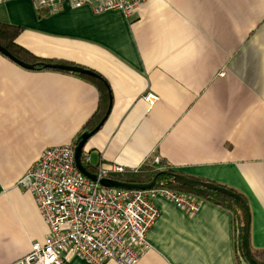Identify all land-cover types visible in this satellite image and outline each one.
Segmentation results:
<instances>
[{"label":"crops","instance_id":"1","mask_svg":"<svg viewBox=\"0 0 264 264\" xmlns=\"http://www.w3.org/2000/svg\"><path fill=\"white\" fill-rule=\"evenodd\" d=\"M0 21L21 27L16 42L31 54L107 81L105 120L83 151L90 167L137 170L158 157L231 188L249 204L251 250H264V0H149L130 17L68 3L46 15L32 0H3ZM55 69L26 68L0 52V264L48 234L20 178L45 148L76 142L101 110L94 83ZM149 92L158 96L152 106ZM154 201L160 213L138 264H249L231 209L203 199L190 214Z\"/></svg>","mask_w":264,"mask_h":264},{"label":"built area","instance_id":"2","mask_svg":"<svg viewBox=\"0 0 264 264\" xmlns=\"http://www.w3.org/2000/svg\"><path fill=\"white\" fill-rule=\"evenodd\" d=\"M147 1L32 0L37 12L46 15L61 11L68 3L72 7L89 5L95 12L120 10L128 17ZM145 100L152 106L158 96L149 92ZM84 157L89 164L90 155L84 152ZM127 171L126 166L114 164L110 171L99 168L93 172L100 179L111 177L108 173ZM18 183L34 193L48 234L44 241L33 242L30 252L11 264H64L74 256L89 264L109 260L138 264L150 248L148 233L160 213L154 201L157 197L167 198L190 214L196 213L203 202L196 194L167 187L138 190L102 186L78 169L75 142L45 148Z\"/></svg>","mask_w":264,"mask_h":264},{"label":"trees","instance_id":"3","mask_svg":"<svg viewBox=\"0 0 264 264\" xmlns=\"http://www.w3.org/2000/svg\"><path fill=\"white\" fill-rule=\"evenodd\" d=\"M20 30H21V27L19 26L0 21V45L6 48L8 51H10L14 56L19 58L20 60H23L27 63L34 64L35 69H52L47 66V64H50L51 61L39 58L31 54L28 50H26L25 48H23L16 42V39H17V36L19 35ZM55 70H58V69H55ZM91 71L93 72V74L68 71V72H72L77 75H80L86 78L87 80L91 81L92 83H94L98 87L100 91V95H101V100H100V105H99V110L100 108L101 110L99 112L97 110V112L91 117L89 122H87L83 132L86 130H92L98 124H100V122L102 121V119L104 118L106 114V108L108 106L109 97H110V89H109V86L105 78H103V76L99 74L98 72H95L93 70ZM82 160H83V163L91 171H96L95 169L90 167L88 163L85 162L84 152L82 154ZM160 161L161 162L158 164L154 163V161L148 164H144L137 170H128L127 172L122 173V174L108 173V175L118 180H122L125 182H134V183L149 182L156 175H158V185H157L158 187H167V188H171V189L178 190V191H184V192L196 194L203 199L209 200L215 204L231 209L235 213V216L237 217V219L239 220L240 249L242 251V255L244 256V251L242 248L243 227H244V223L246 219L244 205L239 200L233 197H230L222 192L210 190L204 187L186 186V185H182V184L175 182L174 175L176 173H181V172L171 168L166 161L161 160V159ZM252 254L255 260L264 264V250L252 251Z\"/></svg>","mask_w":264,"mask_h":264},{"label":"water","instance_id":"4","mask_svg":"<svg viewBox=\"0 0 264 264\" xmlns=\"http://www.w3.org/2000/svg\"><path fill=\"white\" fill-rule=\"evenodd\" d=\"M0 52L17 62L18 64L26 67V68H34V64L27 63L23 60H20L16 56H14L10 51H8L6 48L2 47L0 45ZM48 67L50 68H57V69H62V70H67V71H74V72H82L86 74H93V72L87 68H84L80 65H70V64H59V63H50L47 64ZM105 118L98 124L94 129L92 130H86L84 131L79 138L75 142V159H76V165L78 169L88 176L89 178L93 180H98L102 186L105 187H120V188H126V189H138V190H148V189H153L157 187L158 185V175H156L152 180L149 182L145 183H134V182H125L122 180H118L112 177L104 176L101 177L100 179L98 178V175L91 171L84 163L82 160V154L84 151V148L88 142V140L93 136V134L100 128L102 123L104 122ZM174 181L186 185V186H191V187H204L210 190H215L222 192L230 197H233L237 200H239L245 208V223L243 227V251H244V256L249 264H262L258 262L257 260L254 259L251 248H250V243H249V232H250V224H251V212L249 208V204L247 200L244 198V196L224 185L217 184L215 182H210L206 180H202L199 178L191 177L186 175L185 173H176L174 175Z\"/></svg>","mask_w":264,"mask_h":264},{"label":"rangeland","instance_id":"5","mask_svg":"<svg viewBox=\"0 0 264 264\" xmlns=\"http://www.w3.org/2000/svg\"><path fill=\"white\" fill-rule=\"evenodd\" d=\"M160 162H161V161H159V162H155V161H154V163H157V164L160 163Z\"/></svg>","mask_w":264,"mask_h":264}]
</instances>
